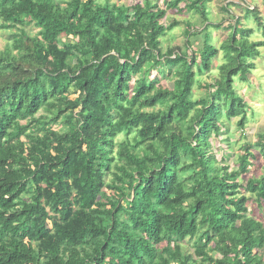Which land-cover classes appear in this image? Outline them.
<instances>
[{"label":"trees","instance_id":"trees-1","mask_svg":"<svg viewBox=\"0 0 264 264\" xmlns=\"http://www.w3.org/2000/svg\"><path fill=\"white\" fill-rule=\"evenodd\" d=\"M210 1L0 0L2 29L37 30L0 51V264H264V221L250 211V196L264 204V175L247 181L250 195L241 180L264 137L235 169L212 143L234 119L245 129L236 80L264 43L240 17L220 49L210 43ZM172 10L205 26L164 52L181 25L162 22ZM220 52V77L199 81Z\"/></svg>","mask_w":264,"mask_h":264},{"label":"rangeland","instance_id":"rangeland-1","mask_svg":"<svg viewBox=\"0 0 264 264\" xmlns=\"http://www.w3.org/2000/svg\"><path fill=\"white\" fill-rule=\"evenodd\" d=\"M64 3V0H60ZM67 1V0H66ZM146 0H96L98 4L108 3L112 8L115 6H128L132 7L136 4H144ZM158 2L162 8H166L171 0H153ZM230 7L231 10L225 12L224 8L226 6ZM247 7L252 8L251 13L245 16L244 10ZM209 8L207 19L213 25V28L209 30L210 43L215 45L217 48H221L225 43L226 39L233 32L232 28L235 24L234 18L240 17L241 23L247 27V30H252L253 41L258 43H264V0H211L207 5ZM184 8V5H181ZM173 20H178L181 25L170 31L167 36L162 41L163 51L166 52L169 48L179 47L185 50L186 47V31L189 25L192 31L201 32L205 26V22L199 16L192 15L190 13L184 12L180 15L176 10L168 12V16L162 21L164 25H168ZM3 22L0 21V51L5 50L7 45L13 44L15 34L21 35L22 32L27 34H32L35 36L37 30L31 26H22L19 29L6 30L2 29ZM232 25L231 28H228ZM201 35V36H200ZM198 37L191 39L192 49L199 51L204 44L205 38L203 34ZM73 38H67L65 35L61 37V43H66L72 41ZM190 51V50H189ZM255 67L253 71L250 72L248 78L245 81H237V90L245 98L248 103V119L245 129L242 131L238 127V119H234L227 122L229 126V134L218 139H213L212 143L214 145L216 153H218L219 159L227 152V164L231 166L232 169L237 168V161L240 156L244 154L242 147L248 143L253 146H257L259 140L264 137V46L260 47V55L256 56L253 61ZM226 64L225 53L220 52L219 56L214 60L213 68L215 69L212 74L198 75L199 81L207 82V84H213L216 78L220 77L219 68L221 65ZM158 78L159 83L162 85L171 87L172 83L167 81L165 77L158 76V73L152 75V79ZM207 94V88L204 86L200 88L195 87V99H203ZM77 95H72L71 98H77ZM126 140L125 136H120L119 141L122 142ZM223 152H221V151ZM260 148H255L254 153L257 154L258 160L255 162V167L250 171L249 175L243 176L241 178L242 184L244 186V194L247 193L246 185L247 181L253 178H261L264 175V159L259 155ZM250 202V211H253V215L264 221V204L259 205L256 200L252 197ZM195 241L188 242L185 246V250L189 253L194 252Z\"/></svg>","mask_w":264,"mask_h":264}]
</instances>
